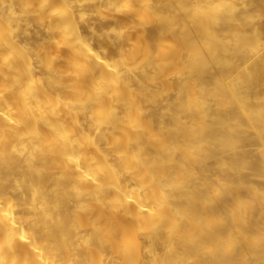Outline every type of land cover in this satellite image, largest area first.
I'll list each match as a JSON object with an SVG mask.
<instances>
[{"label":"bare ground","instance_id":"6f19581e","mask_svg":"<svg viewBox=\"0 0 264 264\" xmlns=\"http://www.w3.org/2000/svg\"><path fill=\"white\" fill-rule=\"evenodd\" d=\"M244 2L0 0V264H264Z\"/></svg>","mask_w":264,"mask_h":264},{"label":"rangeland","instance_id":"374dc122","mask_svg":"<svg viewBox=\"0 0 264 264\" xmlns=\"http://www.w3.org/2000/svg\"><path fill=\"white\" fill-rule=\"evenodd\" d=\"M223 1H224V0H222V3H223ZM228 1H229V3H231V2H236V1H237L236 4L239 3V5H241V3H240L241 1L244 2V0H241V1H240V0H239V1H238V0H235V1L228 0ZM252 1H253V2H251V1H249V0H248V1H245L244 4H245V3H246V4H247V3H250V4H251V3H254V1H256V3H257V1H261V3L264 4V2H262V1H264V0H252ZM226 2H227V1H226ZM224 3H225V2H224ZM256 3H255V4H256ZM233 4H234V3H233ZM242 4H243V3H242ZM258 4H259V3H258ZM263 4H262V6H261V4L258 5L259 7H261V8H259V9H261V10L264 9V5H263ZM216 5H217V3L214 4V6H216ZM259 9H258V10H259ZM258 10L256 9V10H253V11L251 12V16H252V18H254V19H256V20H258V19H264V13H263L264 11H263V10H262V11L260 10V12H259ZM254 14H255V15H254ZM261 15H262V16H261ZM257 17H258V18H257ZM260 17H261V18H260ZM252 18H251V19H252ZM254 19H252V20H254ZM254 22H255V21H254ZM258 24H259V23L255 22V25H258ZM222 27H223V28L220 29V30H221V33H222V36H223V35L226 36V35H228V34H233V32L237 31L235 25H229V26L226 25V26H225L226 28H224V26H222ZM229 27H230V28H229ZM230 29H231V30L233 29V30L230 31ZM260 37H261L262 39L259 38V41H258V42H257V40H256V41H255V43L257 42L256 45H255L254 41L252 40V42H253L254 44H253L251 41H250L249 43L247 42V44H248V45H251V46H248V45H247L248 48H247V46L244 47V48L250 49V48L252 47L253 49H256V50H258L259 48H260L259 50L264 49V44L259 45V42H260V41H261V43H262V41H264V40H263V39H264V38H263V37H264V34H262V36H260ZM261 43H260V44H261ZM245 44H246V42L244 43V45H245ZM252 44L255 45V46H259V47H257L258 49H257L255 46H252ZM242 45H243V44H242ZM244 45H243V46H244ZM252 48H251V49H252Z\"/></svg>","mask_w":264,"mask_h":264}]
</instances>
